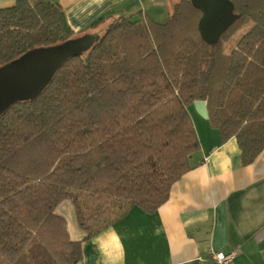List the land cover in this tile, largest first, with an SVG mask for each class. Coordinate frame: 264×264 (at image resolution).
Segmentation results:
<instances>
[{
  "label": "trees",
  "instance_id": "1",
  "mask_svg": "<svg viewBox=\"0 0 264 264\" xmlns=\"http://www.w3.org/2000/svg\"><path fill=\"white\" fill-rule=\"evenodd\" d=\"M230 1L238 18L217 45L202 39L190 0L164 23L101 19L89 51L0 116V264H77L83 243L132 208L156 212L201 149L196 101L207 102L223 143L237 140L243 164L255 162L264 151V0ZM70 39L57 3L0 9V67ZM67 201L85 235L77 241L56 213Z\"/></svg>",
  "mask_w": 264,
  "mask_h": 264
},
{
  "label": "crops",
  "instance_id": "2",
  "mask_svg": "<svg viewBox=\"0 0 264 264\" xmlns=\"http://www.w3.org/2000/svg\"><path fill=\"white\" fill-rule=\"evenodd\" d=\"M18 0H0V9ZM57 3L75 38L99 34L101 19L135 15L164 23L179 0H30ZM95 25V26H94ZM201 149L191 170L153 214L134 207L83 243V264H214L211 252H236L234 264H264V151L245 166L238 142L189 108ZM74 241L85 235L70 229Z\"/></svg>",
  "mask_w": 264,
  "mask_h": 264
},
{
  "label": "water",
  "instance_id": "3",
  "mask_svg": "<svg viewBox=\"0 0 264 264\" xmlns=\"http://www.w3.org/2000/svg\"><path fill=\"white\" fill-rule=\"evenodd\" d=\"M200 10L199 33L209 45H217L222 35L235 23L238 15L230 0H190ZM96 35L70 39L60 45L31 50L0 67V116L18 102L35 100L47 88L62 65L89 51ZM198 114L208 120L206 101L194 102ZM77 264H83L79 262Z\"/></svg>",
  "mask_w": 264,
  "mask_h": 264
},
{
  "label": "rangeland",
  "instance_id": "4",
  "mask_svg": "<svg viewBox=\"0 0 264 264\" xmlns=\"http://www.w3.org/2000/svg\"><path fill=\"white\" fill-rule=\"evenodd\" d=\"M247 31H248L247 28L243 29V30L239 31L237 34H235L230 40H228L225 43V52L229 53L234 48V46L236 45L238 40ZM56 213L65 218V220L67 221V224H68L70 229H73L74 226L78 227V224H77V221H76V216H75L74 205L72 204L71 201H67V202H64L63 204H61L57 208Z\"/></svg>",
  "mask_w": 264,
  "mask_h": 264
},
{
  "label": "built area",
  "instance_id": "5",
  "mask_svg": "<svg viewBox=\"0 0 264 264\" xmlns=\"http://www.w3.org/2000/svg\"><path fill=\"white\" fill-rule=\"evenodd\" d=\"M210 255L214 264H234L236 252L224 253L212 251Z\"/></svg>",
  "mask_w": 264,
  "mask_h": 264
}]
</instances>
